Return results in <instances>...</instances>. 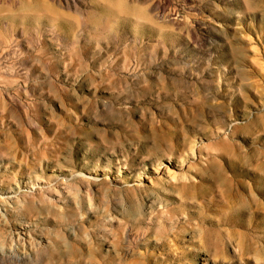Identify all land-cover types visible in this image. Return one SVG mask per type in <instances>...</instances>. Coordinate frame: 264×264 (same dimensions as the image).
<instances>
[{
    "label": "rangeland",
    "instance_id": "rangeland-1",
    "mask_svg": "<svg viewBox=\"0 0 264 264\" xmlns=\"http://www.w3.org/2000/svg\"><path fill=\"white\" fill-rule=\"evenodd\" d=\"M0 264H264V0H0Z\"/></svg>",
    "mask_w": 264,
    "mask_h": 264
},
{
    "label": "bare ground",
    "instance_id": "bare-ground-1",
    "mask_svg": "<svg viewBox=\"0 0 264 264\" xmlns=\"http://www.w3.org/2000/svg\"><path fill=\"white\" fill-rule=\"evenodd\" d=\"M34 167V166H33ZM2 168V167H1ZM7 176V175H6ZM49 183V182H48ZM30 191H32V190H30ZM20 193V192H19ZM18 192H11L10 194H7V195H5L4 196V198L6 199V200H14V199H16V197H17V195L19 194ZM25 193V192H24ZM26 194V193H25ZM49 194V193H48ZM28 196V195H27ZM57 198V197H56ZM4 210V209H3ZM20 223V222H19ZM8 231V230H7ZM8 233H9V231H8ZM9 237V236H8ZM28 255H29V253H27ZM26 254V255H27Z\"/></svg>",
    "mask_w": 264,
    "mask_h": 264
}]
</instances>
